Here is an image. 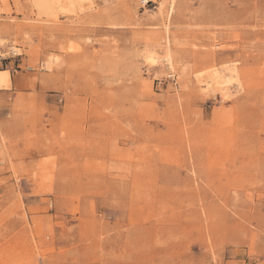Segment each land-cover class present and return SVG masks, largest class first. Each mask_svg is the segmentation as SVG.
<instances>
[{
    "label": "rangeland",
    "instance_id": "374dc122",
    "mask_svg": "<svg viewBox=\"0 0 264 264\" xmlns=\"http://www.w3.org/2000/svg\"><path fill=\"white\" fill-rule=\"evenodd\" d=\"M2 69L0 264H264V0H0Z\"/></svg>",
    "mask_w": 264,
    "mask_h": 264
},
{
    "label": "crops",
    "instance_id": "0c3cea01",
    "mask_svg": "<svg viewBox=\"0 0 264 264\" xmlns=\"http://www.w3.org/2000/svg\"><path fill=\"white\" fill-rule=\"evenodd\" d=\"M0 74H8V81L6 86H0V90L3 92L2 98H4V96H6L7 98L9 97V90H13L16 88L19 89L23 87L24 85L23 80L15 77L11 71L2 69L0 70ZM10 112L8 111L0 112V151L1 152L4 151V147L2 145V135H4L6 138L15 140L18 137H25L30 134V124L23 123L20 120L22 117L15 118L13 114ZM18 142L22 144L21 141Z\"/></svg>",
    "mask_w": 264,
    "mask_h": 264
},
{
    "label": "bare ground",
    "instance_id": "6f19581e",
    "mask_svg": "<svg viewBox=\"0 0 264 264\" xmlns=\"http://www.w3.org/2000/svg\"><path fill=\"white\" fill-rule=\"evenodd\" d=\"M8 81V74H0V86H6Z\"/></svg>",
    "mask_w": 264,
    "mask_h": 264
}]
</instances>
